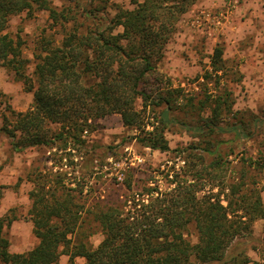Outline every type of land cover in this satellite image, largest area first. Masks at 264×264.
<instances>
[{
    "label": "trees",
    "instance_id": "trees-1",
    "mask_svg": "<svg viewBox=\"0 0 264 264\" xmlns=\"http://www.w3.org/2000/svg\"><path fill=\"white\" fill-rule=\"evenodd\" d=\"M196 1L133 0V8L119 7L111 18L93 17L98 9L82 5L85 18L93 19L84 26L72 10L59 11L50 0H0V65L13 70L25 89L33 92L32 106L15 112L0 91V111L6 104L5 110L14 116L3 114L0 132L11 139L15 151L42 146L81 151L87 145L84 132L94 131L96 120L112 114H119L124 126L136 130L134 140L151 150L171 151L167 132L175 127L197 139L183 150L187 156L180 172L162 171L164 189L156 182L123 202L97 204L92 213L104 237L96 247L79 233L84 205L76 192L81 194L84 187L79 181L69 186L67 171H57L53 180L38 174L29 192V214L38 243L28 251L12 252L4 232L11 220L0 216V264H59L62 254L70 261L83 257V264L252 261L230 250L258 219L263 221L264 234V200L260 190L245 181L249 168L264 170V157H243L239 178L223 181L217 192L204 188L227 169L222 145L251 138L263 119L234 110L229 82L241 76L231 73L221 45L197 77L200 91L175 86L159 70L179 19ZM35 9L47 11L53 24H73L60 38H41L29 74L22 42L6 30L11 16ZM225 134L231 137L224 138ZM94 161V155L86 158L87 172L96 171ZM132 186L126 181L127 189ZM5 188L0 187V198ZM191 224L197 232L196 243L186 237Z\"/></svg>",
    "mask_w": 264,
    "mask_h": 264
},
{
    "label": "rangeland",
    "instance_id": "rangeland-1",
    "mask_svg": "<svg viewBox=\"0 0 264 264\" xmlns=\"http://www.w3.org/2000/svg\"><path fill=\"white\" fill-rule=\"evenodd\" d=\"M202 1L197 0L179 19L177 31L167 44L164 57L159 63V70L170 77L175 86L182 85L188 90L200 91L201 79L197 80V77L210 65L215 47L221 45L225 49L228 65L233 68L231 73L237 72V68L243 72L240 82H231L236 102L234 110L243 111L245 114L247 111L246 117L257 114L264 122V42L261 48L263 61L261 59V62H257L256 58L242 57L244 51L249 54L251 49L247 43L249 36L243 44L240 43L241 45L231 43L225 32V25L230 17L223 20L222 25H216L212 18L208 20V17L202 14L203 11L210 12L211 15L219 13L225 8L227 0H212L211 4ZM132 2L133 0H50L51 5L59 11L72 10L71 13L84 22V26L91 24L93 19L85 18L82 5H87V9H98L93 17L111 18L119 7L133 8ZM243 2L244 0H239L236 8ZM52 22L49 13L39 9L11 16L6 31L22 42L23 56L28 60L26 72L29 74L34 70L41 38H60L73 24ZM0 91L5 94L6 104L15 112L26 111L33 104V92L27 91L23 81L4 65H0ZM6 104L0 111V125L4 113L11 119L14 118L5 110ZM138 106L141 107L140 101ZM227 119L233 121L232 116ZM95 126L94 131L84 132L83 137L87 140V145L81 151H61L46 146L15 151L11 146V139L0 132V187L6 186L0 198V216H7L11 220L10 224L5 226L4 232L12 244V249H30L37 242L29 214V192L33 188L32 180L38 174L53 180L57 171H67L69 173L65 182L69 186L74 187L79 181L84 187L81 194L76 192L78 202L84 205L79 233L92 247H96L104 237L92 213L97 210V204L105 206L118 200L123 202L127 197L132 198L134 193L140 194L144 186H153L156 182L164 189V173L168 170L180 172L187 156L183 150L197 140L191 133L175 127L167 132L172 150L161 152L143 147L135 141L133 136L136 130L124 126L119 114L100 118L95 121ZM229 137L230 134L224 135V138ZM230 147H233V150ZM222 150L227 169L220 172L211 184L206 183L205 191L213 187L214 192H217L223 181L227 183L239 178L242 174L243 157H264V124H257L251 138L240 143L223 144ZM61 155L64 159L59 162ZM91 155L95 157L96 171L87 172L84 162ZM208 158L210 160L212 157ZM57 160L58 163H54ZM126 181L132 182V190L127 189ZM245 181L250 186H256L264 200V170L249 168ZM186 237L191 243L197 242V232L193 224L188 227ZM230 252L248 255L252 260L248 264H264L263 221L256 220L251 232L238 237ZM65 258L66 255H63V264H79V261H66Z\"/></svg>",
    "mask_w": 264,
    "mask_h": 264
},
{
    "label": "crops",
    "instance_id": "crops-1",
    "mask_svg": "<svg viewBox=\"0 0 264 264\" xmlns=\"http://www.w3.org/2000/svg\"><path fill=\"white\" fill-rule=\"evenodd\" d=\"M211 1L212 0H203L202 2L210 3ZM225 32L227 33L226 35H227L228 41H230L231 43L238 44V45L243 44L244 43L243 41L246 39L247 36H249V39H248L249 42L247 43H248V48L249 49L251 48V49L249 50V54L248 52L244 51L242 53V57L243 56L247 58L251 57V59L256 58L257 62H261V59L263 58V54L261 53V48H263L262 43L264 42V0H244V2L241 5H239L231 13L230 19L228 23L225 25ZM209 33H212V32H209ZM185 34H187V32ZM224 58L228 64V58L225 54V49H224ZM228 67L233 69L230 66ZM256 67H257V64H256ZM237 73H239V76H241L240 80L237 81V82H240L243 79V75H242L243 72L240 70V68L239 69L237 68ZM231 82L234 83L236 81H230L229 82L230 86H231ZM32 230H33V224H32ZM37 243H38V239H37L36 244ZM30 249H24V250L12 249V244L10 242V250L12 252H17V253L25 252ZM63 255L65 254H62L59 257V261H58L59 264H63L62 263ZM65 259L66 261L70 260L68 255H66ZM74 260L75 262L79 261V264H83L85 261L83 257H76Z\"/></svg>",
    "mask_w": 264,
    "mask_h": 264
},
{
    "label": "built area",
    "instance_id": "built-area-1",
    "mask_svg": "<svg viewBox=\"0 0 264 264\" xmlns=\"http://www.w3.org/2000/svg\"><path fill=\"white\" fill-rule=\"evenodd\" d=\"M238 3H239V0H227L225 8L223 10H220L219 13H217L215 15H211L210 12L203 11L202 14H204L206 17H208V20H209V18H212L216 25H222V21L229 19L231 13L236 8ZM197 22H199V21L197 20ZM86 132L87 131H85V133Z\"/></svg>",
    "mask_w": 264,
    "mask_h": 264
}]
</instances>
